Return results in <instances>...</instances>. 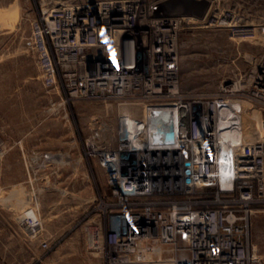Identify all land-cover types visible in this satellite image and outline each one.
<instances>
[{
	"label": "built area",
	"instance_id": "1",
	"mask_svg": "<svg viewBox=\"0 0 264 264\" xmlns=\"http://www.w3.org/2000/svg\"><path fill=\"white\" fill-rule=\"evenodd\" d=\"M161 1L40 0L32 22L43 82L60 104L127 109L114 125L95 120L84 138L110 188L85 226L87 247L109 264H264L251 242L253 216L264 213V115L261 137L247 141L241 115L223 113L233 98L264 109V53L221 93L183 89L192 31L219 26L251 39L262 26L215 0L202 18L156 15ZM21 221L51 249L34 207Z\"/></svg>",
	"mask_w": 264,
	"mask_h": 264
},
{
	"label": "rangeland",
	"instance_id": "2",
	"mask_svg": "<svg viewBox=\"0 0 264 264\" xmlns=\"http://www.w3.org/2000/svg\"><path fill=\"white\" fill-rule=\"evenodd\" d=\"M215 1L241 9L262 27L251 39H233L219 26L192 31L183 60V89L190 96L233 87L264 53V0ZM41 7L40 0H0V264H43L11 257L10 250L18 248L4 246L7 239L38 242L21 221L31 207L45 233L54 234L45 254L71 237L88 249L85 226L110 188L102 166L84 154V138L95 120L114 125L116 114L127 111L117 103L60 104L56 91L43 82L31 43ZM247 101L264 115L263 108ZM46 152L55 153L52 161L44 162ZM251 242L264 258V213L253 216ZM90 253L97 260L93 264H109Z\"/></svg>",
	"mask_w": 264,
	"mask_h": 264
},
{
	"label": "crops",
	"instance_id": "3",
	"mask_svg": "<svg viewBox=\"0 0 264 264\" xmlns=\"http://www.w3.org/2000/svg\"><path fill=\"white\" fill-rule=\"evenodd\" d=\"M54 234H52L53 237ZM5 247L18 249L10 250L9 256L25 259H41L43 264H93L97 262L92 257L90 250L82 240L71 237L56 245L50 253L45 254L39 242H34L28 238L7 239L4 241ZM5 254H8L6 251Z\"/></svg>",
	"mask_w": 264,
	"mask_h": 264
},
{
	"label": "bare ground",
	"instance_id": "4",
	"mask_svg": "<svg viewBox=\"0 0 264 264\" xmlns=\"http://www.w3.org/2000/svg\"><path fill=\"white\" fill-rule=\"evenodd\" d=\"M58 3V2H57ZM137 112L136 108H129L128 111ZM223 113L236 115L235 120H239V115H241V123L246 129V140L254 141L261 137L260 133V123L262 119L261 111L259 108H254L247 99L233 98L224 107ZM248 130V131H247ZM226 139V135L224 136ZM144 264V263H141ZM145 264H164L161 262H150Z\"/></svg>",
	"mask_w": 264,
	"mask_h": 264
},
{
	"label": "water",
	"instance_id": "5",
	"mask_svg": "<svg viewBox=\"0 0 264 264\" xmlns=\"http://www.w3.org/2000/svg\"><path fill=\"white\" fill-rule=\"evenodd\" d=\"M210 0H163L155 6L156 15H194L204 17Z\"/></svg>",
	"mask_w": 264,
	"mask_h": 264
}]
</instances>
